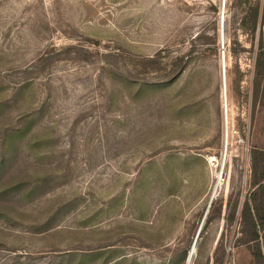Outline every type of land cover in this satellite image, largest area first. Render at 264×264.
Returning a JSON list of instances; mask_svg holds the SVG:
<instances>
[{"label":"rangeland","instance_id":"1","mask_svg":"<svg viewBox=\"0 0 264 264\" xmlns=\"http://www.w3.org/2000/svg\"><path fill=\"white\" fill-rule=\"evenodd\" d=\"M222 4L0 0V264H187L196 238L192 264H257L264 108L227 94L226 129Z\"/></svg>","mask_w":264,"mask_h":264},{"label":"trees","instance_id":"2","mask_svg":"<svg viewBox=\"0 0 264 264\" xmlns=\"http://www.w3.org/2000/svg\"><path fill=\"white\" fill-rule=\"evenodd\" d=\"M225 15L227 93L239 107L251 101L255 118L258 106L264 108V0H229ZM212 40L218 50L217 39ZM258 181L264 183V166ZM261 220L259 213L253 217L255 233L248 241L256 245L257 264H264L257 231Z\"/></svg>","mask_w":264,"mask_h":264},{"label":"water","instance_id":"3","mask_svg":"<svg viewBox=\"0 0 264 264\" xmlns=\"http://www.w3.org/2000/svg\"><path fill=\"white\" fill-rule=\"evenodd\" d=\"M225 9H226V1L223 0L222 4V18H221V45H222V55H223V96H224V113H225V123H226V129H227V76H226V64H225V59H226V22H225ZM225 163V159H224ZM224 167V165H223ZM222 167V171H223ZM222 174V173H221ZM197 238L194 242V245L192 248L197 249Z\"/></svg>","mask_w":264,"mask_h":264},{"label":"bare ground","instance_id":"4","mask_svg":"<svg viewBox=\"0 0 264 264\" xmlns=\"http://www.w3.org/2000/svg\"><path fill=\"white\" fill-rule=\"evenodd\" d=\"M228 130V129H227ZM220 176V175H219ZM220 178V177H219ZM221 182V181H220ZM220 184L218 183V186H219ZM217 186V187H218ZM216 192V191H215ZM215 195L216 194H214L213 195V197H212V200L215 198ZM195 253H196V248L194 249V248H192L191 249V251H190V254H189V257H188V260H187V264H192V261H193V259H194V256H195Z\"/></svg>","mask_w":264,"mask_h":264}]
</instances>
